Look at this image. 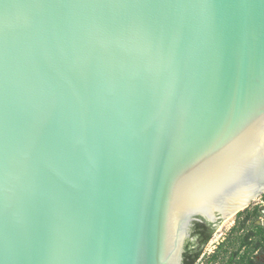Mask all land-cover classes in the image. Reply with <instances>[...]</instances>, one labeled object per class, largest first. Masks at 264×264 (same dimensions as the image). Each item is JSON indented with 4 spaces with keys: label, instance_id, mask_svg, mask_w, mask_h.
I'll return each instance as SVG.
<instances>
[{
    "label": "water",
    "instance_id": "1",
    "mask_svg": "<svg viewBox=\"0 0 264 264\" xmlns=\"http://www.w3.org/2000/svg\"><path fill=\"white\" fill-rule=\"evenodd\" d=\"M263 194L264 0H0V264H182Z\"/></svg>",
    "mask_w": 264,
    "mask_h": 264
},
{
    "label": "rangeland",
    "instance_id": "2",
    "mask_svg": "<svg viewBox=\"0 0 264 264\" xmlns=\"http://www.w3.org/2000/svg\"><path fill=\"white\" fill-rule=\"evenodd\" d=\"M261 206L264 208L262 195L251 201L247 208V212L253 214L254 211V216L257 218L260 216V224L263 221L261 218H264V213L257 210H260ZM245 217L246 213H243L240 217L234 215L227 218L226 220H229L223 224L221 230L213 233L211 239L203 248L199 259L194 264H227L226 262L229 261L231 256H234L231 264H238V261L242 258L258 261L261 252H263L262 249H264L262 243L264 232L261 234L254 232L253 230L256 229L254 224H257L258 221L248 223ZM248 235L251 236V240Z\"/></svg>",
    "mask_w": 264,
    "mask_h": 264
},
{
    "label": "flooded vegetation",
    "instance_id": "3",
    "mask_svg": "<svg viewBox=\"0 0 264 264\" xmlns=\"http://www.w3.org/2000/svg\"><path fill=\"white\" fill-rule=\"evenodd\" d=\"M262 201L264 202V199L262 197ZM249 207V206H248ZM247 207V208H248ZM244 210V209H243ZM258 212L259 211H262L264 213V208L263 206H261V209L257 210ZM253 214H255V212L253 211ZM253 214L251 213H248L246 216H247V222L250 223V222H255V221H258L257 224H254L255 225V228L253 231L254 232H259V234L263 233L264 232V218H261L263 221L262 223L260 224V216H258V218L256 216H254ZM237 217V214L235 215ZM223 221V220H222ZM201 222H205L206 225H204L205 227H198L196 229L193 228L194 225H192L191 227V236L187 239V241L185 242V247L187 248H190V249H201L203 251V248L206 246V244L209 242H207L204 246H202V242H203V239L205 238L206 234H207V231L211 228H214L215 230V227L216 225L219 223H213V222H209V221H206V220H201ZM236 222V221H235ZM214 233V231H213ZM213 235V234H212ZM249 235H252V234H249ZM248 235V238L251 240V236ZM211 239V238H210ZM262 243L264 244V237L262 239ZM262 248V246H261ZM185 251V250H184ZM201 251V253H202ZM260 251V249H259ZM263 252H261L260 254V257H259V260H258V264H264V249H262ZM200 253V255H201ZM184 254V253H183ZM199 255V257H200ZM199 257L196 259V261L199 259ZM250 259V258H247V260ZM195 261V263H196ZM183 262V261H182ZM231 258H229V261L226 262L227 264L230 263L231 264Z\"/></svg>",
    "mask_w": 264,
    "mask_h": 264
},
{
    "label": "trees",
    "instance_id": "4",
    "mask_svg": "<svg viewBox=\"0 0 264 264\" xmlns=\"http://www.w3.org/2000/svg\"><path fill=\"white\" fill-rule=\"evenodd\" d=\"M263 199H264V194L262 195ZM247 208H245L244 210H241L237 213V217H240L242 216L243 213H246V215L249 213L247 212ZM247 218V216L245 217ZM193 228L196 229V228H200V227H205L204 225L205 222H201V221H195L193 223ZM213 231H214V228H211L207 231V234L205 236V238L203 239V242H202V246H204L209 240L210 238L212 237V234H213ZM202 249V248H201ZM200 248L199 249H190V248H187L185 247V251H184V254H183V262L182 264H194L196 259L199 257L200 253H201V250ZM233 257L234 256H231V261L233 260ZM241 261V262H240ZM230 264V263H228ZM238 264H258V261H254L251 260V259H248L247 258H242L238 261Z\"/></svg>",
    "mask_w": 264,
    "mask_h": 264
},
{
    "label": "bare ground",
    "instance_id": "5",
    "mask_svg": "<svg viewBox=\"0 0 264 264\" xmlns=\"http://www.w3.org/2000/svg\"><path fill=\"white\" fill-rule=\"evenodd\" d=\"M229 220V219H228ZM228 220H226L224 223H226Z\"/></svg>",
    "mask_w": 264,
    "mask_h": 264
}]
</instances>
